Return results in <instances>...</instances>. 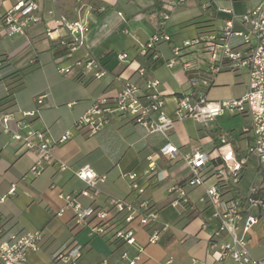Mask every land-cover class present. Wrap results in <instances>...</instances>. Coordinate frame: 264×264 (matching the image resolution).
I'll list each match as a JSON object with an SVG mask.
<instances>
[{
    "label": "crops",
    "instance_id": "1",
    "mask_svg": "<svg viewBox=\"0 0 264 264\" xmlns=\"http://www.w3.org/2000/svg\"><path fill=\"white\" fill-rule=\"evenodd\" d=\"M16 1L0 0V14L10 10ZM78 1L36 0L38 8L34 12L39 19L26 27L24 33L8 35L0 24V54H6L11 59L19 56V67L35 59L39 62V67L24 77L4 79L0 99L8 96L0 100V110L6 108L16 117L22 111H33L34 115L25 118L27 128L46 131L52 139L67 131L71 133L69 139L53 150L54 161H63L70 169L60 170L54 162H50L36 177L24 179L23 175L35 161L36 152L11 139L0 127V197L6 195L0 202V224L4 232L43 231L40 250L26 253L30 264H72L55 258V253L73 243L82 245V252L73 264H97L104 259L118 261L122 251L134 255L139 246L144 251L136 264H235L228 257L220 258L217 246L209 247V240L220 224L213 207L201 200L205 189L216 182L210 169L201 185H190L189 170L180 156L166 159L159 155L153 159L154 171L148 172L149 157L158 153L162 136L146 134L144 128L128 117L114 116L110 124L94 135L78 132L72 127L97 96L106 90L119 88L113 76L120 75L143 84V78L136 71L139 66L146 69L148 77L159 80L164 95V111L173 118L177 98L190 91L181 65H166L172 55L171 48L177 46L172 41L174 27L194 24L196 36L200 32L219 28L221 23L211 21L208 14L202 13L193 2L176 7L164 25V32L170 40L159 42L158 57L152 59L139 55L137 49L156 31L159 16L152 9L155 0H93L94 4L88 5L82 12L79 11ZM248 1H251L249 6L246 4ZM258 1L236 0L233 7L241 12ZM60 15L68 19L87 16L86 49L107 70L104 76L92 79L89 75L63 74L56 70L57 59L62 55L56 58L50 46L51 42L66 37V30L58 26ZM49 31L52 32L50 36ZM121 52L128 54L127 60L118 59L117 55ZM82 54L77 51L73 58ZM232 72L222 70L215 75L206 89L209 100L233 99L243 95L246 76L244 80L234 79ZM233 73L237 78L242 76V73ZM223 115L207 124L189 117L175 120L169 139L183 154L194 149L210 152L221 147L220 139L225 137L236 157L245 156V147L250 141V117L240 115L235 119V126L229 128L224 125ZM250 160L255 162L256 168L252 177L246 172ZM85 164L99 174H106L105 181L98 184L99 192L93 197L81 194L86 184L73 174L75 169ZM217 164L211 161L207 166ZM122 171L135 174L137 184L144 189L141 196L156 207L161 221L170 224L156 243H148L146 231L138 226L135 229V244L130 245L112 242L107 236L90 235L87 227H76L69 210L56 214L64 205L58 196L60 191L75 193L77 201L83 206L103 207L111 197L135 203L139 198L138 192L132 189L129 179L121 176ZM262 182L256 160L248 157L242 165L240 181L223 191V195L226 198H242L252 186ZM12 183L16 184V191L9 195L7 192ZM173 184L183 187L187 203L181 202L176 193L167 191ZM247 238L251 257L264 260V212L247 233Z\"/></svg>",
    "mask_w": 264,
    "mask_h": 264
},
{
    "label": "built area",
    "instance_id": "2",
    "mask_svg": "<svg viewBox=\"0 0 264 264\" xmlns=\"http://www.w3.org/2000/svg\"><path fill=\"white\" fill-rule=\"evenodd\" d=\"M158 1L162 11L156 31L137 49L138 54L143 57L157 58L159 42L170 40L169 35L164 32V25L170 13L178 6L193 2L202 13L208 14L211 21L219 20L221 23L219 28L200 32L191 39L183 40L181 47L171 48L172 55L166 65L173 67L179 63L190 86L188 93L177 98L173 118L164 111V95L160 90L159 80L148 77L146 69L139 66L136 71L143 78V84L120 75L113 76L119 83V88L106 90L97 96L75 120V129L94 135L110 124L114 116L128 117L144 128L146 134L157 133L162 136L158 153L149 157L148 172L154 171L153 159L159 155L166 159L180 156L189 170L190 185H201L210 169L216 182L205 189L201 200L213 207L220 224L209 240V247L212 249L217 246L220 258L228 257L235 264H264V260L251 257L247 238V233L264 212V180L261 185L252 186L242 198H226L223 195V191L240 181L242 165L248 157L256 160L262 178L264 177V0H259L242 15H237L232 8V2L236 0ZM223 1L227 4H223ZM37 8L36 0H17L10 10L0 14L3 32L8 35L24 33L26 27L38 21L34 12ZM58 26L66 30V37L60 40L66 47V52L57 59V71L63 74L89 75L92 79L104 76L107 70L86 49L85 37L89 28L87 16L68 19L65 15H60ZM51 33L49 31L48 35ZM189 48L193 50H188ZM77 51H81L82 56L73 58ZM117 57L124 61L128 54L121 52ZM68 59H71L69 66H62L61 62ZM222 70L245 74L246 90L242 96L217 101L207 98V87ZM225 112L230 115H247L251 119L250 141L245 147V156L236 157L225 137L220 139L222 146L210 152L194 149L183 154L170 141L169 132L175 120L189 117L207 124ZM32 115L33 111H22L16 117L6 108L0 110L1 131L36 152L34 163L23 178L36 177L43 171L45 164L50 162H54L60 170L70 169L67 163L54 161L53 150L69 139L71 133L67 131L59 138L52 139L46 131L31 130L27 128L25 118ZM224 147L227 149L224 150ZM211 161L218 164L207 166ZM73 174L86 184L81 194L89 197L99 192L98 184L106 179V174L97 173L87 164L75 169ZM121 176L129 179L132 189L138 192L139 198L135 203L111 197L103 207L83 206L77 201L75 193L60 191L58 196L64 201V205L56 214L69 210L76 227H87L90 235L107 236L112 242L135 244L137 226L146 231L148 243L158 242L170 224L161 221L156 207L141 196L144 189L137 184L133 172L122 171ZM15 191L16 184L12 183L7 193L13 195ZM167 191L176 193L181 202L187 203L185 191L180 185L173 184ZM5 198L6 195H2L0 202ZM42 238L41 229L5 233L0 224V264H30L26 253L39 251ZM81 251L82 245L73 243L55 253V258L73 264ZM143 251V247L139 246L134 255L122 251L118 261L104 259L97 264H136Z\"/></svg>",
    "mask_w": 264,
    "mask_h": 264
},
{
    "label": "rangeland",
    "instance_id": "3",
    "mask_svg": "<svg viewBox=\"0 0 264 264\" xmlns=\"http://www.w3.org/2000/svg\"><path fill=\"white\" fill-rule=\"evenodd\" d=\"M235 2L236 1H233L232 2V8H233L234 12L237 15H242L247 9H244L241 12H237L234 9V7H233V3H235ZM84 3H86V4H84ZM78 4H79L78 5L79 6V11L82 12V11L85 10V8H87L88 5H91L92 6L94 4V2H93V0H79L78 1ZM246 4L249 6L251 4V1H248ZM186 14H189V13H186ZM176 15L179 16L178 14H176ZM219 22H220L219 20H217V22L215 21V23H217V24ZM174 29L175 30L172 31V33H173V35H172V41L174 42V44H176L179 47H181L183 40H185V39H191L194 36V34H196V32H197V29H196V27H195L194 24H180V25H176L174 27ZM188 50H193V48H189ZM190 56H192V54ZM18 58H19V56H14L12 58V60H11V67L18 68L20 66V61H18ZM69 64H70V61L69 60H64V61L61 62V65L64 66V67H68ZM24 65H25V63L22 64L21 66H24ZM5 73H6V71L0 70V89L1 90L4 88V82H5L4 79L5 78H2V77L5 75ZM244 75L245 74L242 73V76H239L237 78V77L234 76V73L232 72V77L234 79L244 80V77H245ZM237 117H240V115L235 116V117H232V116L229 115L228 112H225L224 115H223V118H222L225 127L231 128V127L235 126L234 123H235V119ZM74 123H75V121H74ZM74 123H73L72 127L75 129V124ZM209 124H211V123H209ZM246 172H247V175L249 177H252L255 174L256 168H255V162L254 161H252V160L249 161V165H248V168H247Z\"/></svg>",
    "mask_w": 264,
    "mask_h": 264
},
{
    "label": "trees",
    "instance_id": "4",
    "mask_svg": "<svg viewBox=\"0 0 264 264\" xmlns=\"http://www.w3.org/2000/svg\"><path fill=\"white\" fill-rule=\"evenodd\" d=\"M152 9L157 13L158 16H160L162 9L158 0H155ZM50 48L53 51V54L56 58L60 55H63L66 52V47L63 44H61L60 41L51 42ZM11 60H12L11 57L7 56L6 54H0V70L6 71L5 75L2 78L14 77V76H18L21 78L29 74L30 72L36 70L39 67V62L37 59L32 60L27 65L19 68L11 67ZM7 96L8 95L3 96L0 100L5 99Z\"/></svg>",
    "mask_w": 264,
    "mask_h": 264
}]
</instances>
